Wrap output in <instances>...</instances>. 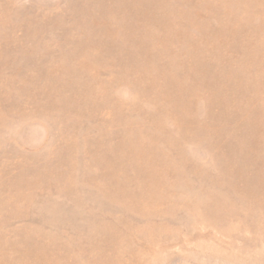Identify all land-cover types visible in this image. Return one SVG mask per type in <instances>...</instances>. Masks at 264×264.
Masks as SVG:
<instances>
[{
	"label": "rangeland",
	"instance_id": "rangeland-1",
	"mask_svg": "<svg viewBox=\"0 0 264 264\" xmlns=\"http://www.w3.org/2000/svg\"><path fill=\"white\" fill-rule=\"evenodd\" d=\"M0 264H264V0H0Z\"/></svg>",
	"mask_w": 264,
	"mask_h": 264
}]
</instances>
